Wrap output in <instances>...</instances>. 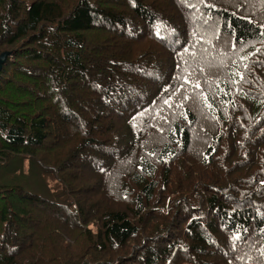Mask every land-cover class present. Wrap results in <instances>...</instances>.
Here are the masks:
<instances>
[{
	"label": "trees",
	"instance_id": "trees-1",
	"mask_svg": "<svg viewBox=\"0 0 264 264\" xmlns=\"http://www.w3.org/2000/svg\"><path fill=\"white\" fill-rule=\"evenodd\" d=\"M0 264H264V0H0Z\"/></svg>",
	"mask_w": 264,
	"mask_h": 264
},
{
	"label": "snow or ice",
	"instance_id": "snow-or-ice-1",
	"mask_svg": "<svg viewBox=\"0 0 264 264\" xmlns=\"http://www.w3.org/2000/svg\"><path fill=\"white\" fill-rule=\"evenodd\" d=\"M243 77H241V79H242ZM186 83H187V81H185ZM196 87H199V85L197 84L196 85ZM185 99H187V97H185ZM166 103H167V101H166Z\"/></svg>",
	"mask_w": 264,
	"mask_h": 264
},
{
	"label": "rangeland",
	"instance_id": "rangeland-1",
	"mask_svg": "<svg viewBox=\"0 0 264 264\" xmlns=\"http://www.w3.org/2000/svg\"><path fill=\"white\" fill-rule=\"evenodd\" d=\"M27 4H29L32 0H25Z\"/></svg>",
	"mask_w": 264,
	"mask_h": 264
}]
</instances>
